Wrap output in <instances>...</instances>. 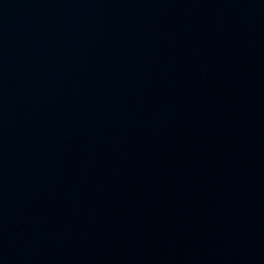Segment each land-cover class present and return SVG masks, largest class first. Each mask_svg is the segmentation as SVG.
<instances>
[{"label":"water","instance_id":"95a60500","mask_svg":"<svg viewBox=\"0 0 264 264\" xmlns=\"http://www.w3.org/2000/svg\"><path fill=\"white\" fill-rule=\"evenodd\" d=\"M0 264H264V0H0Z\"/></svg>","mask_w":264,"mask_h":264}]
</instances>
